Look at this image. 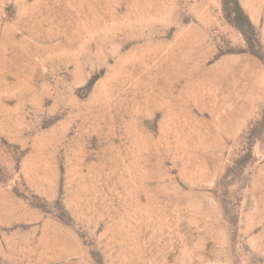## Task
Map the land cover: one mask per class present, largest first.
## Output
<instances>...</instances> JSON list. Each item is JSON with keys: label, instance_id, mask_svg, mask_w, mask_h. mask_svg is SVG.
Masks as SVG:
<instances>
[{"label": "rangeland", "instance_id": "1", "mask_svg": "<svg viewBox=\"0 0 264 264\" xmlns=\"http://www.w3.org/2000/svg\"><path fill=\"white\" fill-rule=\"evenodd\" d=\"M0 264H264V0H0Z\"/></svg>", "mask_w": 264, "mask_h": 264}]
</instances>
